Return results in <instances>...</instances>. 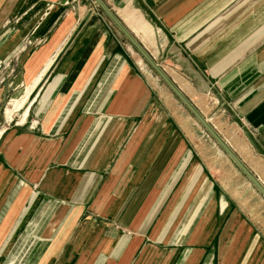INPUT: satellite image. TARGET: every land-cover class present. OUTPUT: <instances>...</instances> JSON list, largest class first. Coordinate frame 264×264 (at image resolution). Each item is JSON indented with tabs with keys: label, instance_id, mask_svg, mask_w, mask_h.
Returning a JSON list of instances; mask_svg holds the SVG:
<instances>
[{
	"label": "crops",
	"instance_id": "1",
	"mask_svg": "<svg viewBox=\"0 0 264 264\" xmlns=\"http://www.w3.org/2000/svg\"><path fill=\"white\" fill-rule=\"evenodd\" d=\"M104 1L264 184V0ZM52 57L0 130V264H264V197L102 10L0 0V104Z\"/></svg>",
	"mask_w": 264,
	"mask_h": 264
},
{
	"label": "water",
	"instance_id": "2",
	"mask_svg": "<svg viewBox=\"0 0 264 264\" xmlns=\"http://www.w3.org/2000/svg\"><path fill=\"white\" fill-rule=\"evenodd\" d=\"M93 4L99 7L102 12L110 19V21L118 28L124 38L134 47L145 62L154 70L158 77L167 85L173 94L180 100V102L187 108L192 116L201 124L205 131L214 139V141L221 147V149L231 158L236 166L254 185V187L264 197V184L259 178L250 171V169L241 161L231 147L222 139L217 131L212 127L208 120L196 109V107L188 100V98L180 91V89L172 82L162 68L155 62V60L148 54L136 38L128 31L122 22L116 17L112 10L108 7L104 0H92Z\"/></svg>",
	"mask_w": 264,
	"mask_h": 264
},
{
	"label": "rangeland",
	"instance_id": "3",
	"mask_svg": "<svg viewBox=\"0 0 264 264\" xmlns=\"http://www.w3.org/2000/svg\"><path fill=\"white\" fill-rule=\"evenodd\" d=\"M16 69H14V67L12 66V63L9 62L8 60H4L0 62V86L2 85H7V87L10 85L9 81L10 78L12 77V75L15 73ZM30 82L28 84H26L23 87H20L16 90H14L13 88H6L3 89L4 91H7V96L3 98V101L0 104V130L4 127V126H9V125H14L17 120L20 122L22 119L20 117H13L11 120H9L6 117L5 114V109L10 106L11 108H14L25 96V93H22L23 90L25 88H27L28 86H30ZM1 90V89H0ZM22 93V94H21ZM19 96L17 98V101H14L13 97ZM176 97V96H175ZM29 103V101L25 102L23 104L24 108L27 106V104ZM181 103V102H180ZM183 105V104H182ZM185 107V106H184ZM193 117V116H192ZM194 120V124L195 127H198L201 131V134L208 140L209 143H212L218 147L216 149H220V146L214 141V139L205 131V129L201 126V124L195 119ZM7 122V123H6ZM231 159V158H230ZM251 202L253 204H256V198L253 197L251 198ZM262 216L264 217V211L262 212Z\"/></svg>",
	"mask_w": 264,
	"mask_h": 264
},
{
	"label": "bare ground",
	"instance_id": "4",
	"mask_svg": "<svg viewBox=\"0 0 264 264\" xmlns=\"http://www.w3.org/2000/svg\"><path fill=\"white\" fill-rule=\"evenodd\" d=\"M56 54V53H55ZM54 57H52L43 67V69L36 75V77L30 82V86H28L27 88H25L23 90L22 93H25V96L23 97V99L14 107L11 108L10 106H8L5 109V114L6 117L11 120L13 117H20L22 120L25 118L26 112L28 107L26 106L24 108L23 104L27 101H30L31 98L34 96L35 90L37 89V86L39 84V82L41 81V79L43 78V76L45 75L47 69L50 67L51 63L53 62ZM21 93V94H22ZM19 96L13 97L14 101H17V98ZM32 102V101H31ZM28 105V104H27Z\"/></svg>",
	"mask_w": 264,
	"mask_h": 264
},
{
	"label": "built area",
	"instance_id": "5",
	"mask_svg": "<svg viewBox=\"0 0 264 264\" xmlns=\"http://www.w3.org/2000/svg\"><path fill=\"white\" fill-rule=\"evenodd\" d=\"M93 7H91L90 9H92Z\"/></svg>",
	"mask_w": 264,
	"mask_h": 264
}]
</instances>
